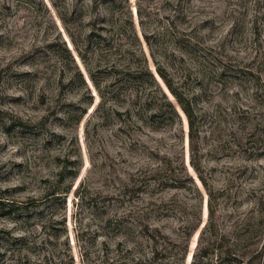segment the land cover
Segmentation results:
<instances>
[{"label": "rangeland", "instance_id": "rangeland-1", "mask_svg": "<svg viewBox=\"0 0 264 264\" xmlns=\"http://www.w3.org/2000/svg\"><path fill=\"white\" fill-rule=\"evenodd\" d=\"M96 1L93 13L92 0H0V200L13 210L0 209V264H264V0ZM95 14L111 17L106 36L98 20L102 36L85 38ZM130 31L169 97L152 56L196 105L204 183L189 164L180 108L179 122L153 129L104 68ZM181 38L218 44L230 68L220 83L204 85L200 68L175 56ZM166 155L174 171L157 185ZM67 159L62 184L77 170L71 188L46 195Z\"/></svg>", "mask_w": 264, "mask_h": 264}, {"label": "trees", "instance_id": "trees-1", "mask_svg": "<svg viewBox=\"0 0 264 264\" xmlns=\"http://www.w3.org/2000/svg\"><path fill=\"white\" fill-rule=\"evenodd\" d=\"M98 9V2L96 0H92L91 10L93 13H96ZM97 15H93L88 20V24L92 27V29L86 34L85 38H96L101 37L102 33L104 36L106 34L103 32L106 28L105 25L108 24L109 19L106 17L98 18ZM63 18V17H62ZM64 19V18H63ZM101 23L100 30L101 32L96 33L94 30V25L96 22ZM131 22V21H130ZM96 26V25H95ZM123 24H119V27ZM118 31H121V28H118ZM128 36H132L133 38H120V42L114 47L111 45L110 51L105 58V66L111 74L113 75L115 81L122 82L123 85L127 89H129L128 98L130 97V103L134 106V113L137 116V119L140 120H150L152 122L153 129L160 127V119L163 121L167 127H172L175 123L179 122L180 115L178 113V108L182 111L186 118L187 122V137H188V145L190 151V159L189 164L192 166L193 170L196 172L198 179L201 183H204L203 177L199 174V165L196 159L195 153L197 152V138H198V124L197 121V113L195 111L196 105L192 102V98L190 97L189 91L185 92L180 86H177L173 82V78L168 74L165 67H163L158 60H156L152 56V62L154 65V70L156 74L161 78L162 82L165 84L169 93L171 94V99L168 93L163 89L161 83L157 80V77L153 71H151L148 58L143 52V50L139 47L138 40L136 34L133 31ZM193 34V35H192ZM192 36H197L198 34L192 33ZM188 35V33H186ZM69 36L71 38L72 45L76 50L80 60L82 61L86 71L88 78L92 81L95 89L98 92V95L101 100H105V96L100 89L98 83L94 80V77L91 73V69L88 66V58H86V50L82 47H79L75 37L69 32ZM180 51L181 55L177 56L179 60L185 63L184 56L189 58V61L192 65L200 68L198 75H201L202 78H206L207 82L204 85L209 84L208 82H217L220 83L223 79V76L230 70L228 63H224L222 58L217 54L216 49L218 44L215 45H207L202 41V38H181L180 40ZM86 48V45H83ZM121 47V48H120ZM67 49V48H66ZM92 53H96L95 50ZM174 55V54H172ZM212 66L213 68H211ZM76 76L80 84L85 88V91L88 92V87L86 81L84 79L83 73L76 66ZM112 101H116V99L112 96ZM129 115H131L130 110H126ZM86 112V108L80 109V112L77 114V119L80 118L82 113ZM157 117L159 120H157ZM156 123V124H155ZM74 163L72 160H66V162L61 166V170L56 173V179L52 184L47 186L46 195L58 197L61 194H66L72 186L73 178L77 175V170L73 171L70 168V177L71 180L63 185V176L64 170L67 167V163ZM183 165V164H182ZM184 171H186L185 165H183ZM157 169H160L163 173L159 177H157L158 183L157 185H168L169 175H172L174 171V165L172 163V159L169 155L164 156L163 164L158 166ZM154 170V169H153ZM151 170V172L153 171ZM187 173V172H186ZM152 175H146V172L143 174V177L147 179H151ZM156 177V176H155ZM149 185L141 188V191H145ZM3 200H0V209L9 213L13 211L11 208L6 207L4 205ZM143 230L146 233V237L148 241L154 240L153 236L148 233L149 227L144 225ZM157 230V229H156ZM264 234V229L261 230L260 236ZM191 234H186V240H182L180 244H178L177 250H175L174 255L176 257L183 258L184 254L188 249V242ZM188 240V241H187ZM171 244V240H170ZM169 244V245H170ZM172 248V246L170 245ZM167 248V247H165ZM170 249V248H168ZM255 253L258 251L255 250ZM154 255H158L159 252L155 251L152 253ZM153 257V255H152ZM252 258V256H251ZM250 258V260H251ZM249 260V261H250ZM251 263V262H250ZM141 264H149V258H145L144 262ZM248 264V262H247Z\"/></svg>", "mask_w": 264, "mask_h": 264}]
</instances>
